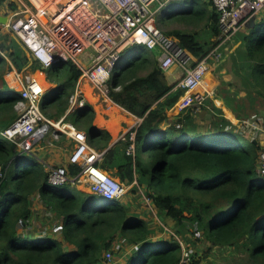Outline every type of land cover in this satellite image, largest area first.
Here are the masks:
<instances>
[{"label":"trees","instance_id":"trees-1","mask_svg":"<svg viewBox=\"0 0 264 264\" xmlns=\"http://www.w3.org/2000/svg\"><path fill=\"white\" fill-rule=\"evenodd\" d=\"M11 5L15 9L18 3ZM188 18L205 21L212 36L221 34L218 11L210 2L191 0L179 17ZM167 33L198 58L219 42L211 35L199 37L179 29ZM7 37L12 43H0V68L7 61L4 49H11L19 71L27 66L45 71L57 84L44 94L43 111L56 120L66 115V120L86 130L89 143L104 150L99 165L121 182L133 184V191L146 188L140 198L145 201L149 197L157 211L174 221L176 231L170 238H155L149 221L131 210L124 195L106 198L71 181L49 182L46 164L35 154H20L16 143L1 133L17 117L14 112L0 116V264H103L106 251H115L121 244L134 247L121 264H176L182 256L181 241L193 250L195 263L200 264L192 246L196 248L203 238L212 248L243 246L256 264H264V174L259 171L258 140L227 129L229 120L223 117L205 130L198 129L192 110L170 120L167 108L185 90L174 89L176 83L167 81L158 58L143 44H136L131 48L132 59L123 68L116 65L109 81L112 100L143 118L133 128L136 152H127L133 142L132 129L110 146L112 134L93 123L91 103L68 112L70 96L82 75L79 65L70 59L45 68L11 32ZM240 38L234 70L243 90L251 97L256 91V101L264 96V20L250 32L240 31L236 40ZM214 69L211 66L210 71ZM143 70L148 71L141 74ZM0 83V111L10 112L19 91L7 85L1 72ZM167 120L173 122L168 126ZM80 169L69 162L66 171L73 175ZM36 194L44 207L62 216V239L24 235L19 229V224L27 225L33 215ZM188 232L192 234L189 237Z\"/></svg>","mask_w":264,"mask_h":264},{"label":"built area","instance_id":"built-area-1","mask_svg":"<svg viewBox=\"0 0 264 264\" xmlns=\"http://www.w3.org/2000/svg\"><path fill=\"white\" fill-rule=\"evenodd\" d=\"M29 1L32 8L22 1L11 9L7 26L43 67L71 59L82 69V78H88L96 90L109 96V81L118 60L125 56L126 50L143 44L151 51L159 50L156 57L164 70L175 65L182 67L177 83V87L185 90L181 109L192 102H204L205 77L214 62L215 51L222 49L247 21L264 9V0H201L212 3L218 11L221 34L218 44L206 56L197 58L180 45L178 38L161 29L157 18L164 4L162 0ZM156 3L160 4L154 7ZM46 90L43 81L26 74L14 105L17 117L1 133L16 143L20 154L34 153L35 145L52 131L56 140L60 135L71 138L73 146L68 162L81 169L70 175L61 166L49 165V182L71 181L78 186L87 185L91 192L106 198L123 196L127 191L125 184L99 165L104 150L89 143L86 130L66 120V115L54 121L43 112L41 102ZM86 102L77 90L70 96L72 109L83 107ZM254 117L242 119L240 125L244 133L250 128L257 136L259 131H264V119ZM253 118L262 124L254 122ZM135 137L136 130L132 129L130 138L133 142L127 148L128 153L136 152ZM121 138H125V134ZM259 171L264 174V141L259 151ZM181 244L182 256L176 264H196L193 250L183 241ZM103 264H115L112 250L106 251Z\"/></svg>","mask_w":264,"mask_h":264},{"label":"rangeland","instance_id":"rangeland-1","mask_svg":"<svg viewBox=\"0 0 264 264\" xmlns=\"http://www.w3.org/2000/svg\"><path fill=\"white\" fill-rule=\"evenodd\" d=\"M22 1L25 2L26 4H28L32 8V4L29 0H4V2H2V4H1L4 7L3 8L0 7V9H2L1 10L2 13L9 15L10 14L9 12L11 11V8H12V5H11L12 2L22 3ZM162 2L164 4L160 8V10L158 12V18H157V21H158L162 30L167 32V31L172 30V29H179L180 31L186 32V33H196L199 37H204V36L208 37L211 35L212 40H217L219 38V36H215V35L212 36L210 29L207 26V23L205 21H197L193 18H191V19L188 18L186 20H180L181 18L179 19V17H181L182 15L185 14V10H186L187 6L189 5V3L191 2V0H170V1L169 0H162ZM159 4L160 3L154 4V7H157ZM183 10H184V12L180 13V11H183ZM161 17L165 18L164 21L160 20ZM244 27H247V26H244ZM242 29L240 31H242ZM249 31L250 30H247V32H249ZM8 32H11L13 34V36L16 37L18 39V41L22 44V42L19 40V38L7 26V24L6 25L0 24V43L4 42L6 46H8L9 44L11 45L12 40H11V38L7 37ZM239 33L240 32L236 33L232 38H230L228 40V42L225 43V45L223 46L222 49L215 51L214 58H213L214 62L212 63V66H214V68H215L213 71V73L215 75L218 76V74L220 72H222V73L229 74V75L234 74L235 78H237V74L234 70V58L238 54L237 49L239 48V45L242 42L241 38L239 40H236V36L239 35ZM24 48H25V46H24ZM132 53H133V49H130L127 53H125V56L123 55L119 61V66L121 65L122 68L125 67V65L132 59L131 58ZM221 53H222V55H221ZM3 54L6 55L7 61L4 64H2V66L0 68V72L2 73L3 78L5 79V82L7 83L8 86L14 87L18 91H20V89L23 86L24 77L26 76V74H32L33 76H36V77L41 76V73L37 72L39 70H37V69L33 70L32 67H30V66H27L23 70L19 71L16 68L15 64L13 63L12 56H11V49H4ZM153 54L156 57L157 53L153 52ZM222 70H224V71H222ZM209 72H210V70H209ZM141 73H144V72H141ZM18 75L20 76L19 79L17 77ZM11 76L13 78H15L16 81H12L10 79ZM80 80H82V82H80V86L83 87V90H84L83 94H85L86 97L90 101L94 102V99L92 97H90V95L88 94V91L85 89V85L87 84L91 87V91L95 92L94 84L88 78H82V76L80 77ZM43 81L45 83L47 90L50 87V85H53L44 79V75H43ZM240 83H243L242 80L240 81ZM0 85H1V83H0ZM262 102H264V96L263 95L256 98L255 104L256 105L259 104L262 106ZM255 104H254V106H255ZM50 110L53 113H56V109H50ZM250 110L251 109L249 107H247V111H249L248 115L252 114V115L247 117L248 119H250L253 116H255L254 118H257V117L263 118L264 108L259 109L260 111L257 109H255V110L252 109L251 111ZM14 112L17 114L15 107L10 112L0 111V116L3 117V116H7L8 114L11 115ZM44 113L46 114V116H48L52 120L57 121L56 117H53L46 112H44ZM175 114H177V115H175L174 118H171L170 120L176 119L180 115H183L181 112L178 113L177 111L175 112ZM198 115H200V117H198V119L194 120V122L197 124L198 129H201V130H205V129L209 128L210 125H212V121L215 122V121H221L222 120V119H219L221 116H218V115L212 116L209 119V116H208L209 114H205V113L203 114V113H201V111L198 113ZM238 118H240V117H238ZM254 118H253L254 122H258V124H262L259 121L255 120ZM170 120L166 121V124L168 126L173 122ZM233 120H234V122L241 123V121H239L237 119H233ZM262 122H264V121H262ZM124 129H125V127H124ZM112 130H113V132L116 133V130H114V129H112ZM247 131H245V135L249 136V138H251V139L258 140L261 147H262L263 141H264V131L263 130L259 131L257 136H254L253 129L250 130L249 132H247ZM55 138L56 137H55L54 132L53 131L50 132L47 136L42 138L35 145V147L32 151L34 153H32V154L40 153V150H41V149H39L40 147L47 148L46 146L48 144H46V143L47 142L48 143L53 142V141H56L58 144H60L65 149L67 148L69 151L72 149V146L70 145L69 139H67L65 136L60 135L58 140H56ZM114 139H115V137L113 135L112 140H114ZM140 153H141V155H144V153L142 151ZM1 173H2V166L0 165V175H1ZM115 178L119 179L118 177H115ZM132 185L125 184L127 191L124 194L128 204H131V207H130L131 210L139 212V214H141L143 217H145L149 221V224L152 228V234H153V236H155V238H157V237L160 238L161 236H163L164 238L165 237L170 238L173 235L172 234L174 232L173 230H175L174 229V221L171 218H166L159 211H157V209L152 205V203H150L151 200L148 199L149 197L148 198L146 197L145 201L142 200V197L140 198L141 194H143V196L145 195L144 192H145L146 188L141 186L137 189H134V191H133ZM79 187L82 188L83 190H86V191L89 190L90 191V188L87 185H85V186L80 185ZM34 207H33L34 213L30 217L28 224L23 225V226L21 224H19V229L22 230L24 235H26V233H27V234H32V236L42 235V236H49V237L51 236V237H56V238L58 237V238L62 239L63 238L62 229H61L62 224H63L62 216L59 213H56L55 211H53L51 208H47V207L43 206V209L42 208L34 209ZM186 226H187V222L185 224V227ZM188 227H189V225H188ZM188 227H186V228L189 230ZM187 234H188L187 237L192 235V234H190V232H188ZM198 239H200V238H198ZM194 243H196V241ZM209 244L210 243L203 238L202 240H200V242L198 244H196L197 247L196 248L194 247V249L197 250V259L200 261V264H256L252 260V258L250 257V254L248 253L246 248L243 246H239L238 248L237 247H227V246H226V248H223L224 246L212 248V247H210ZM67 247L70 248V245H68ZM128 249H129L128 244L124 245V246H122V244H121V246L118 249H116L115 251L113 250L114 251L113 253H114L115 264H121V263H124L126 261V259H127L126 252H128ZM120 250H122V251L120 252Z\"/></svg>","mask_w":264,"mask_h":264},{"label":"crops","instance_id":"crops-1","mask_svg":"<svg viewBox=\"0 0 264 264\" xmlns=\"http://www.w3.org/2000/svg\"><path fill=\"white\" fill-rule=\"evenodd\" d=\"M0 7L3 8L4 6L0 4ZM256 18H257L256 19L257 23L264 20V9L256 16ZM253 27L254 26L244 27L242 31L244 32H247V30L251 31ZM153 52L158 53L159 50H154ZM153 52L151 54H153ZM87 53L88 52H86V54ZM37 70L40 71V72L37 71L38 73H41V76H39L38 78L43 80V75H44V79L50 82L51 84H53L50 85L48 90L56 86L57 83L54 82L52 83V81H50L49 78L47 77V73L45 71L41 69H37ZM147 71L148 70H143L141 72L144 73L141 72L140 73L145 74ZM182 71H183L182 67L178 65L172 66L168 70H165L167 81L170 84L176 83L174 89L177 88V83L179 81L180 76L182 75ZM240 81L241 79L238 76L237 78H235L234 74L229 75L220 72L217 76L211 70L210 72H208V74L205 77V88L203 89V92L206 94V98L204 99V102L202 104H197L195 102H192L189 107L185 109H181L180 101L183 98L184 95L183 93L170 108H167V114L170 119L174 118V116L177 115L175 114L176 111L178 113L181 112L183 114L189 110H192L196 119L200 117V115H198L200 111L203 114L204 113L209 114L208 115L209 119L212 116L218 115L229 120L228 124L226 125L227 129L232 128L235 132H241L245 134L244 131L241 130L240 123L234 122L233 119H237L241 121L243 118H247L248 116L252 115V114L248 115L249 111H247V107H249L251 110L252 109L259 110L264 108V102H262V106L259 104L256 105L255 104L256 101H253L254 100L253 97L255 96L256 91L253 92L254 95L251 97L249 95V91L243 90V88L241 87L243 83H240ZM80 82H82V80L78 82L76 90L83 94L84 90L83 87L80 86ZM85 89L88 91L90 97L94 99V102H92L86 97L85 94H83V96L85 95L84 97L87 100V102L91 103V105L94 108L95 114L93 118V123L100 128L108 129L112 134V138L113 135L115 138H117L121 134H126L128 131H130L134 127H137L142 122L143 120L142 117L130 112L123 106L114 102L110 96H106L100 93L95 88H94L95 92H92L91 87L87 84L85 85ZM71 109L72 108L69 107L68 112ZM263 119H264V114H263ZM112 129L116 130V133L113 132ZM247 130L246 131L249 132L251 129L247 128ZM67 139H69L70 145L73 146V140L71 138H67ZM46 144H48L46 146L47 148L40 147L39 148L41 149L40 153L38 154L35 153V155L46 164L47 169L49 165H58L63 167L65 170H68V166H69L68 158L70 151L67 148L65 149L64 147H62L56 141L49 143L47 142ZM39 198H40L39 194L34 195V203H33V207L35 206L34 209H39V208L43 209V202L41 201V199L39 200ZM133 248H134L133 246L132 248L129 247L128 252L126 253L129 254L133 250Z\"/></svg>","mask_w":264,"mask_h":264},{"label":"water","instance_id":"water-1","mask_svg":"<svg viewBox=\"0 0 264 264\" xmlns=\"http://www.w3.org/2000/svg\"><path fill=\"white\" fill-rule=\"evenodd\" d=\"M9 19H10V15L2 13V11L0 9V24H2V25L8 24ZM256 19H257L256 16L252 17L249 21H247L245 23V26H247V27L248 26H250V27L256 26V24H257V20ZM122 135H124V134H121L117 138L112 140L111 143H110V146L115 144L121 138Z\"/></svg>","mask_w":264,"mask_h":264},{"label":"bare ground","instance_id":"bare-ground-1","mask_svg":"<svg viewBox=\"0 0 264 264\" xmlns=\"http://www.w3.org/2000/svg\"><path fill=\"white\" fill-rule=\"evenodd\" d=\"M119 61H120V59L118 60V63H117V65H119ZM18 77V79L20 78V76L18 75L17 76ZM12 81H16V79L15 78H13L12 76H11V78H10ZM40 79V78H39ZM41 81H43L42 79H40ZM44 82V81H43ZM45 84V83H44ZM113 108V107H112Z\"/></svg>","mask_w":264,"mask_h":264}]
</instances>
